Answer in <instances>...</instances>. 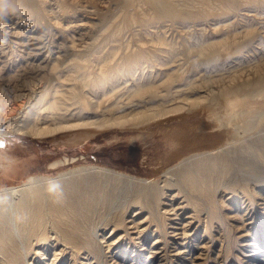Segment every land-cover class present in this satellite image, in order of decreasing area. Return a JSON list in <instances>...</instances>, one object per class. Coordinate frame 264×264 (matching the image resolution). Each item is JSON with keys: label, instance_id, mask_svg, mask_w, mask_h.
<instances>
[{"label": "bare ground", "instance_id": "obj_1", "mask_svg": "<svg viewBox=\"0 0 264 264\" xmlns=\"http://www.w3.org/2000/svg\"><path fill=\"white\" fill-rule=\"evenodd\" d=\"M34 1L38 4V6L40 7L43 13L45 14L52 13L53 16L57 18L64 16V11H66V5L62 0L60 2L59 0H0V14L13 13L14 12L13 10L17 9V7H22V9L19 10L24 11L26 9L29 12L30 10L29 8H32V6L34 5ZM122 1H123V5L120 8L121 10L118 11V13L120 14L122 11L124 12V23L126 24L125 27H131L133 24L136 25L132 29H134L135 31L136 41L141 42V44L140 45L135 44L137 45V47L134 48L132 47L130 49L127 48L126 45L125 48L127 49L124 52H122L119 58L120 60L118 61L116 60L117 65L114 66L110 64L111 61L109 58V60H103L101 62L102 66L99 65V67H101L100 70L98 68L97 71H94L91 68L90 60L87 59V57H85L86 54L84 55L85 58L83 57V55H81L82 56L81 58L80 56H77L76 51L78 49H75L76 54L73 53L74 57H76L75 60L74 57L72 59L69 57V59L71 60L68 61L67 65L65 66L67 69L66 68L59 69L58 64L62 63L64 58L60 52L59 53H57L56 51L53 52V50L51 52V50L48 47V44L45 43V40L43 42V40L39 39V34L38 35L36 34L39 30L38 26L28 25L25 30L22 31L20 30L19 32H17L18 34L17 33L13 34L15 35L16 39L19 40L20 45L24 46L25 55L20 52L21 54H23L28 58H33L36 60L40 59L38 62L39 65L41 64L48 65V64H52L51 62H54L50 68L55 71L57 75L56 76L57 80L56 81L53 80L54 82L52 83V85L49 83L51 85L50 88L42 87V82L41 85L32 84L31 86H27L24 89L25 97H23L24 95L21 96L22 95L21 93L20 95L21 98L17 102H11L10 103L11 105L6 102L5 103L6 105L4 107H7L6 108L7 110L5 111L3 108H1L5 111V113H3V117L0 119V131H3L4 133L11 130L13 131L21 130L19 132L23 135H30L33 137H37V136H53L60 132L62 133L65 130L71 131L75 129H81L79 131L71 133V135L68 136L70 138L68 141H78L81 139L85 140L86 137H89L90 135L92 138H98L99 135H97L95 132L101 131V133L106 134L107 129H110L111 127H123L127 124H131L134 127L146 125L152 120H155L163 116L165 117L167 114L171 113L172 111L177 110L179 108L181 109L183 105L186 106V104L190 103L191 95L188 98L189 100L186 97L180 103L174 101V99L178 97L175 94L177 92H178L177 94H179L180 89L178 88L181 85L180 86L178 85L177 88L175 87V85L174 86L170 85L168 86V89H165L166 92H164L163 90L164 93L160 91V93L162 92L160 94L159 92L156 93L155 91H153L154 94L149 93V95L146 96L145 94L141 93V90L147 85V83L149 84V82L147 81L146 83L143 80L142 82H140L141 79L139 78L140 79L139 80L137 78V81H139L137 83L134 80L135 78H133L136 71L139 74L138 67L141 66V64L142 65H144L143 63L147 64L149 63V61L151 63L152 62L155 63L157 61L156 57H158V55L160 57V51H162L161 48L157 46L153 47V45H151L153 48L150 46L151 47L150 49L149 48L146 49L147 46H144L143 44V42L146 41L145 36L147 33H151L149 34V36L152 37L153 31L152 32L150 31V27H152L154 23L157 24L158 21H160L161 19L168 18V20L172 19L173 21L174 19L183 17L188 13H186L185 11H181L183 7L181 8L180 3L179 6L181 9L177 7L173 2L174 0H122ZM187 1H186V4H188L187 6L193 8V6H189L190 4L189 0ZM213 1H215V5L214 3H211ZM253 1L255 0H198V2H200L199 4L202 5L201 13L203 16H207L210 14L213 15L214 13L215 15L216 14L219 15V13L221 14L229 13L228 14L229 16L231 15L230 11L232 12V10H235L237 7L239 8L240 4L243 3L242 5H245L247 8L248 7L247 5H250ZM190 5H192V3ZM215 8L216 9L219 8L218 10L221 11H219V13L218 12L216 13L214 12L216 10ZM183 9L185 10V7ZM243 11H245V8ZM87 12L93 13L95 11L88 10ZM37 13L40 14V11H37ZM246 17H249V14ZM7 19L9 20V18ZM32 22H34V20ZM37 22L41 25L43 20L38 19ZM228 22L230 21H227V23ZM169 24L170 23H168V25ZM160 26L159 28H161ZM225 26L227 25L225 24ZM212 27L215 28V26ZM217 27L218 26H216V28ZM251 27L252 26L250 27L247 26L246 28H251ZM123 29L122 31H119V29L117 28L116 30L112 31L110 34V38L112 37L113 39L111 38V40L113 41L117 40L120 33L123 32ZM181 29L184 28H180V30ZM224 29L226 30V28ZM156 31L158 33V30ZM235 31H237L236 28ZM233 32L234 31H232V33ZM144 33L145 36L143 35ZM159 34L160 35H154L153 38H151V40L153 42L155 41L157 45L162 43V46H164L163 43L165 42L166 38L163 39L164 36L161 37L163 34L162 35L161 33ZM226 35H222V36L225 37ZM259 35H260L259 37H261L262 34ZM251 38H253V36ZM251 38L247 36L248 40ZM8 39H10V37ZM235 39L234 37L225 38L223 41L221 40L213 44V47L214 48L215 47L224 48L225 46L228 47L231 43L236 42ZM90 40H96V39L92 38ZM179 40L181 41V39ZM74 41L77 42V40H73L72 42ZM257 41L256 44L258 45ZM104 42L105 43L107 42L106 39ZM146 42L148 43V39ZM149 42L151 43V41ZM3 43H4L3 41H0V46L1 44L3 45ZM130 43L132 44V42ZM9 44L11 43L8 42V45ZM203 44L204 43H201L200 46H202ZM169 45L170 47L172 46L171 43ZM65 46L66 45H64V47ZM14 47L17 48L16 46ZM237 47L240 48L242 46L237 45ZM176 48L178 49L181 47H179L178 45V47ZM262 48H264V46ZM167 50L168 49L164 48L165 52ZM5 51L6 49L5 50L3 49V51H1L2 54ZM79 51L80 50H78V52ZM183 51L185 52L184 49ZM93 52L94 51H92L91 53ZM218 52L219 51H217V54ZM239 52H243V51H240L239 49ZM179 53L178 55L181 54ZM232 53L229 55H232ZM87 54L89 55V52ZM99 54L97 53V55ZM113 54L115 55L114 52ZM262 55L260 58H262ZM108 56H109V52H108ZM176 56L177 55H175V57ZM109 57H111V59L114 58L111 55ZM2 58H0V63ZM164 58L166 57L164 56ZM212 59H214V57ZM9 60L7 61L9 62ZM79 60L81 61V64ZM180 60L181 58L179 59V61ZM255 60L257 61V59ZM184 61H186V58ZM261 61H263V59ZM33 62L34 61H32V63ZM92 62L94 63V60H92ZM160 62L159 63L156 62V63L159 65L161 64ZM213 62L214 61L212 60V64ZM251 62H253V60L250 61V63ZM169 63L170 61L168 63H164L161 65L162 67L164 65L168 66ZM186 63L188 64L187 61ZM207 63H209V61ZM239 63H240L239 65L243 66L244 62H242V64L241 62ZM255 63L253 62V64ZM258 63L259 62L257 61V64ZM253 64L250 65L252 66ZM26 65L28 66V64ZM178 65L181 64L179 63ZM31 66H33V64ZM212 66L214 67V65ZM219 67L221 66L219 65ZM27 68L28 67H26V69ZM47 69L49 70V68ZM70 69L71 71L69 72ZM143 69L146 70V68L144 67ZM173 69H175V67L172 68V70ZM222 70L223 69H221V71ZM230 70L228 69V71ZM233 70L236 71V68ZM156 73L157 72H155V74ZM172 75L173 73L169 74L167 77L169 76L172 77ZM183 75L185 76V74ZM135 76L137 75L135 74ZM155 76L158 77V75ZM165 76L166 75H164V77L162 78L160 77L159 78L163 79L165 78ZM194 76H190V77H194ZM143 77L144 76H142V78ZM199 77L200 76H198L197 79ZM203 77L204 76L201 75L200 78H202L203 80ZM212 77L213 76L211 75V78ZM122 78H125L126 81L128 79H132V81H134L136 85L134 84L135 86L131 87L133 89L132 92H134L135 95H126L124 90L123 93H125L126 96L124 97L123 100H120V97L122 99L123 95L122 93L120 95L118 91H122V87L120 84L123 81L122 82L119 81ZM160 81L161 80H159V82ZM128 82H130V80H128ZM128 82H126V84ZM179 82H180L179 84H181V81ZM190 82L191 81H189V84ZM195 82L196 81H194V85ZM199 82H201L200 79ZM241 82L243 83V81ZM13 83L16 82L14 81L12 82V84ZM169 83L171 82H168V84ZM243 85L245 84L243 83ZM108 86H110V89H108ZM117 86L119 88H116ZM185 86L187 87L188 85L185 84L184 87ZM131 88L128 89V92L129 90H131ZM172 88L174 89L172 90ZM111 89H113L112 93L111 91H109L110 93L108 92L109 93L108 94L106 90H111ZM192 89H194V86ZM199 89H201V87ZM128 92L127 94H132L130 93L131 91L129 93ZM229 92L231 93L232 97H229L226 100V104L230 109V112L227 110V112H229L227 114H231V115L236 114L237 116V114L239 113L238 111H240V108L238 110V107H242V110H244L243 105L247 106L245 105L246 104L245 99L247 97L255 98V103L257 105V108L264 107V80L256 81L255 87L252 90L251 89L245 90L242 89L239 85H235L229 89ZM194 96L195 95H193V97ZM207 100L211 101L212 99L211 100L207 99ZM212 101H214V99ZM212 101L211 103L209 102V106L210 104H212ZM195 104H193V106ZM198 104L196 106H199ZM185 108L183 109L186 110ZM248 109L244 110L246 112L244 114H248L247 112L249 111L251 112V110ZM190 110L192 109L190 108ZM261 110L259 109L260 112ZM258 112L257 114H259ZM215 117L217 118V116ZM241 118L243 119V117ZM209 119H211L210 116ZM233 120L234 119H232V121ZM251 120L253 119L251 118ZM244 121H247V119H244ZM256 124L253 127H255ZM261 152L262 150L260 151V153ZM10 159H11L10 156L6 154L5 150L0 151V171L5 173L6 170L11 168L12 164L10 163ZM77 160L78 157L75 156L64 157L61 160H53L49 162L45 168V172L51 175L31 174L27 176L26 181L24 183L0 187V264H33V263H37V264H169L170 260H174L176 264H200L198 263L199 262L198 259L200 258V255L203 252L202 251L203 247L205 245L208 246V244L210 243L213 244V242H215L219 238L224 237V232L226 231V229H228L229 225H232L233 228L239 230L237 231L239 233L234 236L235 247H237L236 249L239 252L249 251L247 254L245 252L242 253L244 255L241 257V259L244 258L247 264H264V248L262 249L261 246L258 245L261 243L260 235L264 230V183L259 185L260 186L259 187V186H253L251 184L248 185L245 184L244 182L242 184L241 181L240 182L241 184H239V186L237 185V188H235V190L234 188L229 189L227 185H225V183L223 184L220 183L222 181V177L228 172V170H230L229 167H231L230 166L231 161L226 156L213 155L211 153H202V152L200 153L197 152L188 156L185 155L183 158L180 159V161L177 162L178 164L176 163V165H172L168 168L163 169L162 174L155 179L142 175L129 174L124 171L117 170L115 168H111L101 164L90 163L85 165H74L70 168H65L67 165L73 164ZM60 166L64 168L63 169L62 167L59 168ZM50 183H59L61 185L63 195L58 196L56 194L49 193L48 187ZM237 183L235 182L234 185ZM175 190L177 192H175ZM179 193H181V197ZM129 211L130 212L132 211V213H130ZM144 212L147 213L144 217H142ZM18 218H23V219L20 220ZM230 220H232L230 222L231 224L228 223ZM122 227L124 228V230H122L119 233V230ZM108 229H110V232L106 236L105 231ZM207 229L214 230L217 232V234L216 235L213 234L214 236L209 235L208 233L209 230ZM256 230L258 233L256 232L253 235L254 231ZM229 243L230 242L228 240L227 244L229 245ZM252 246L253 248H250ZM198 250L202 252L196 255V252ZM220 252L221 249L219 248V253L218 252L217 253L220 254ZM195 260L198 261H196L195 263L194 262ZM204 260L206 261L207 258Z\"/></svg>", "mask_w": 264, "mask_h": 264}, {"label": "rangeland", "instance_id": "obj_2", "mask_svg": "<svg viewBox=\"0 0 264 264\" xmlns=\"http://www.w3.org/2000/svg\"><path fill=\"white\" fill-rule=\"evenodd\" d=\"M60 1L61 0H59V2ZM62 1L66 5V11H64V16H61L59 18L54 17L52 13H50V14L49 13L48 14L43 13L35 1H34V5L32 6V8H29L30 9L29 12L26 9L24 11L19 10V9H22V7H17V9L13 10L14 11L13 13L0 14V41L4 42L3 45L1 44V46H0L1 47L0 48V58H2V56H3V58L1 59L2 64L0 63L1 64L0 65L1 66L0 67V82H1L0 83L1 84L0 85V94H1L0 95L1 96V98H0V113H1L0 119L3 117V113H5V111L7 110L6 109L7 107H4L6 105L5 104L6 102L10 104L11 102H17L21 98V96H23V95H24L23 97H25V94H24L25 93V90H24L25 87L31 86L32 84L33 85H35V84L41 85V82H42V87L50 88L52 83L57 80L56 79L57 75H56L55 71L50 68L54 62H51L52 64H48L49 66L46 64L45 65H42V64L39 65L38 62L40 59L36 60V59L28 58V57L24 56L25 55L24 46L20 45L19 40L16 39L15 35H13V34H16L20 30L21 31L25 30L28 25L29 26L30 25L38 26L39 30L36 34L37 35L39 34V39L43 40V42L45 40V43L48 44V47L51 50V52L53 50V52L56 51L57 53H59V52L61 53L64 60L62 63L58 64L59 69L66 68L65 66L67 65L68 61H70L74 57L73 53L76 54V52H77V56H80L81 58H82L81 55H83V57H84V55L85 54L88 55L87 53L89 52V55L88 56L85 55V57H87V59L90 60L91 68L94 71H97L98 68L100 70L101 67H99V65L102 66L101 62L103 60H109V58L111 61V62L109 61L110 64L114 66V65H117L116 60L117 61L120 60L119 58H120V55L122 54V52H124L127 48H129V49L132 47L134 48V47H137V45L141 44V42L138 41L139 42L138 43L136 41L135 31H134V29H132L136 25L133 24L131 27H125L126 24L124 23V12L122 11L120 14L118 13V11L121 10L120 8L123 5L122 0H62ZM186 1L187 0H185V1L184 0H174L173 2L179 8H180V6H179V3H180L181 8L185 7V10L183 8L182 9L180 8L181 11H185L188 14L184 15L185 14L184 13L183 14L184 16L182 15L183 17L174 19L173 21H172V19L168 20V18H167V19H161L160 21H158L157 24L154 23L155 25L153 23H151V24H153L152 27H150V31L151 32L153 31L152 37L149 36V34H151V33H147L148 36H147V34L145 36V33L143 34L145 36V40L147 41V39H148V43H149V45H148V43L146 41L143 42L144 46H147L146 49L147 48L150 49L152 47L151 45H153V47L157 46V47L162 49V51H160V57H159V55H158V57H156L157 58L156 62L159 63L161 60L160 63L164 64V63H168L170 61L169 65L168 66L164 65L165 67L164 66L162 67L161 64H159L160 65L159 66L156 62L151 63L149 61V63H147V64L143 63L144 65L141 64V66L138 67L139 74L136 71L135 74L137 76H135V74H134L133 78H135L134 80L137 83L139 82V81H137V78L141 79L140 82H142V80L146 83H147V81L149 82L150 85L147 83V85L141 90V93L145 94L146 96L149 95V93L154 94L153 91H155L156 93H158V92L160 93V91L163 92V90H164V92H166L165 89H168V86H170V85L171 86L175 85L176 88L178 87V85L179 86L181 85L178 88V89H180L179 94H177L178 92L175 94L178 97L175 98L174 101H176L177 103H180L186 97L188 99L189 96L191 95L190 103L186 104L187 107L183 105V107L181 109L179 108L177 110L172 111L171 112L172 114L169 113L170 115L167 114L165 117L164 116L159 117V118L152 120L151 122H149L148 124L143 125V126H137V127L135 126L134 127L131 124H127L123 127H111L110 129H107L106 134L101 133V131L95 132L97 135H99L98 138H92L90 135L89 137H86L85 140L81 139L78 141H68L70 139L68 136L71 135V133H74V132L79 131L81 129H75V130H71V131L65 130V131H63L64 133L60 132V133L53 135V136H37V137H33L30 135H23L19 132L21 130H14V131L11 130V131H7L4 133H3V131H0V151L5 150L6 154H8V156H10V158H11L10 163L12 164L11 168L6 170L5 173L0 171V187L24 183L26 181L27 176L31 175V174L51 175V174H48L45 172V168L49 162H51L53 160H61L64 157H71V156L78 157V160L75 161L73 164L67 165L65 168H70L74 165H85V164H90V163L101 164V165H105V166H108L111 168H115L117 170L124 171V172L129 173V174L142 175V176H146V177L155 179V178H158L159 175L162 174L163 169L168 168L172 165H176V163L178 161H180V159L183 158L185 155L188 156V155H191V154H194L197 152H199V153L200 152L211 153L213 155H224L227 158H229V160L231 161L230 166L232 167V168L229 167V169L231 171L228 170V172L222 177V181L220 182L222 184L225 183V185H227V187L229 189L234 188V190H235V188H237V185L239 186V184H241V183L243 184V182L245 184H248V185L251 184L253 186H259V185L263 184L264 183V181H263L264 180V158H263L264 157V125H263L264 124V107H258L257 108V105L255 103V98L254 97H247L245 99L246 100L245 105H247V106L243 105V109L247 110L248 108H250L248 110H251V112L249 111V112H247L248 114H244L246 112L244 110H242V107H238V110L240 108V111L237 110L239 113L236 116V114H234V115L227 114L230 112V109L226 104V100H227V98L232 97L231 93L229 92V89L232 86L239 85L242 89H245V90L251 89L252 90L255 87L256 81H258V80L263 81L264 80V48H262L264 46V37H262V36H264V34H263L264 33V0H255L250 5H247L248 6L247 8L245 5H242L243 4L242 3L239 5V8L237 7L235 10H232V12L230 11L231 15H229V16H228L229 13H224V14L219 13V11H221V10H218L219 8L218 9L215 8L217 11L216 10L214 11L216 13L218 12L219 15L218 14L215 15V13H214L213 15L210 14L207 16H203L201 13L202 12V10H201L202 5L199 4L200 2H198V0H197V2H196V0H193V1L189 0V3L190 4L192 3V5L189 4V6H193V8L188 7L187 6L188 4H186ZM181 2L185 6H183L181 4ZM187 3H188V1H187ZM211 3H214V5H215V1H213ZM249 7H251V8H249ZM244 8H245V11H243ZM88 10H94L95 12L90 13V12H87ZM188 10H189V12H188ZM37 11H40V14L37 13ZM116 12L118 13V15ZM242 12H244V13H242ZM6 14H7V16H6ZM27 14H29V15H27ZM189 14H191V15H189ZM239 14H240V16H239ZM241 14H242V17H241ZM248 14H249V17H246V16H248ZM235 15H237V16H235ZM186 16H187V18H186ZM7 18H9V20ZM38 19H40V20L42 19L44 23L42 22L40 25L37 22ZM33 20H34V22H32ZM176 20H179V21H176ZM225 20L230 21V22L232 21L231 22L232 24L230 22L227 23V21H225ZM5 22H8V23H5ZM213 22L217 23L219 25L214 24ZM168 23H170L171 25L170 24L168 25ZM248 23H249V25H248ZM158 24H159V26L161 25L160 26L161 28H159ZM222 24H223V26H222ZM225 24L227 26H225ZM246 25L249 27L250 26H252V27L246 28L247 27ZM165 26H167V27H165ZM212 26H215V28ZM216 26H218V27L216 28ZM117 28L119 29V31H122L123 28L124 29H123V32L120 33L117 40L113 41V40H111L112 37L110 38V34L112 31L116 30ZM151 28H154V29H151ZM180 28H184V29L180 30ZM224 28H226V30ZM235 28L237 31H235ZM103 29H104V31H103ZM187 29H188V31H187ZM156 30H158V33ZM129 31H132V32H129ZM186 31H187V33H186ZM214 31H216V32H214ZM227 31H229V32H227ZM232 31H234L235 33L234 32L232 33ZM192 32H193V34H192ZM72 33H73V35H72ZM106 33H107V35H106ZM159 33H161V35L163 34L161 36V37L164 36L163 39L166 38L165 42L163 41L164 46H162V43L157 45L155 43V41L153 42L151 40V38H153L154 35H160ZM68 34L70 35V37ZM185 34H187L188 36ZM259 34H262L261 37H259L260 36ZM83 35H84V37H83ZM222 35H226V36L224 37ZM246 35L249 36V38H251L253 36V38L248 40ZM4 36H6V37H4ZM185 36L188 40L185 38ZM9 37L11 40L8 39ZM79 37H81V38H79ZM89 37H91V38H89ZM228 37L229 38L234 37V39L236 38L235 39L236 44L233 42L228 47L225 46L224 48H217V47L214 48L213 47V44H215L221 40L223 41L225 38H228ZM92 38L96 39V40H90ZM218 38H220V39H218ZM54 39H56V40H54ZM81 39H82V41H81ZM105 39L107 41L106 43L104 42ZM129 39L132 41H130ZM167 39H168V41H167ZM179 39H181V41ZM60 40H62V41H60ZM73 40H77V42H75V41L72 42ZM238 40H239V42H238ZM12 41H13V44H12ZM149 41H151V43ZM172 41H173V43H172ZM256 41H257L258 45L256 44ZM8 42L11 44L8 45ZM127 42L129 43V45ZM130 42H132V44ZM118 43H119V45H118ZM168 43L169 44L171 43L172 46L170 47V45ZM201 43H204V44L202 46H200ZM260 43H261V45H260ZM60 44H62V45H60ZM135 44H137V45H135ZM182 44L184 47L182 46ZM245 44H247V45H245ZM64 45H66V46L64 47ZM79 45L81 46V48ZM133 45H135V46H133ZM178 45L181 48L177 49L176 47H178ZM237 45L242 46V47L239 48V47H237ZM253 45H255V46H253ZM14 46H16L17 48H15ZM86 46H87V48H86ZM119 46H120V48H119ZM125 46L127 48H125ZM128 46H130V47H128ZM258 46H259V48H258ZM93 47L96 48L98 51L96 49H94ZM54 48H55V50H54ZM164 48L168 49V50L165 52ZM243 48H245V49H243ZM254 48H255V50H254ZM3 49L4 50L6 49L7 53L5 51L2 54L1 51H3ZM75 49L80 50L79 52H81V53H79L78 50L76 51ZM90 49H92V50H90ZM183 49L185 50V52L183 51ZM239 49H240V51H243V52H239ZM113 50H116V51H113ZM92 51H94V52L91 53ZM100 51L102 52V54ZM217 51H219L218 54H217ZM233 51H235V52H233ZM20 52L23 53L24 55L21 54ZM108 52H109V56L111 55L114 58L111 59V57L108 56ZM113 52L115 53V55L113 54ZM13 53H14V55H13ZM97 53L98 54L100 53L99 54L100 56L97 55ZM162 53H164V54H162ZM178 53L180 55H178ZM231 53H232V55H229ZM262 53H263V55H262ZM165 54H167V55H165ZM8 55H9V57H8ZM163 55L166 58H164ZM175 55L180 57L181 60L179 61L180 58H178L177 56L175 57ZM227 55H229V56H227ZM261 55H262V58H260ZM69 57L71 59H69ZM213 57H214V59H212ZM75 58L76 57H74V60H75ZM156 58H154V59H156ZM185 58H186V61L188 62V64L186 63V61H184ZM191 58H194V59H191ZM215 58H217V59H215ZM255 59H257V61L259 62L258 63L259 65L257 64V61ZM262 59H263V61H261ZM7 60H9V62ZM92 60H94L95 64L92 62ZM167 60H169V61H167ZM175 60L176 61L178 60V61L176 62ZM212 60L214 61L213 64H212ZM252 60L254 63L255 62L256 63L255 64H253V62L250 63V61H252ZM32 61H34L36 63H34V62L32 63ZM164 61H167V62H164ZM183 61L185 62L187 67ZM208 61L210 64L207 63ZM79 62L81 64L80 60H79ZM182 62H183V64H182ZM204 62H206V63H204ZM239 62H241V64H242V62H244L245 64L243 63V66L245 65L246 68H245V66L243 68L242 65H239L240 64ZM179 63L181 65H178ZM26 64H28V66ZM32 64H33V66H31ZM96 64H98V65H96ZM197 64H198V66H197ZM211 64L214 65V67ZM224 64H225V66H227V65L228 66L225 67ZM250 64H253L252 65L253 67ZM150 65H152V66H150ZM219 65L221 67H219ZM21 66H22V68H21ZM148 66H150V67H148ZM180 66L183 68H181ZM229 66H230L231 70H230ZM26 67H28V68L26 69ZM46 67L49 68V70ZM143 67L146 68V70H144ZM153 67H154V69H153ZM170 67H171V69H170ZM174 67H175V69L172 70V68H174ZM235 68H236V71L233 70ZM71 69H73V68H71ZM71 69L69 70V72L71 71ZM178 69H179V71H178ZM182 69H183V72H182ZM221 69H223V70L225 69V70L221 71ZM228 69L230 71H228ZM27 70H29V71H27ZM140 70H142V71H140ZM19 71H20V73H19ZM40 71H41V73H40ZM200 71H202V72H200ZM22 72H23V74H22ZM155 72H157V73L155 74ZM230 72H231V74H230ZM141 73H142V75H141ZM153 73L155 75H158V77L155 76ZM171 73H173L172 77H170V76L167 77ZM226 73H228V74H226ZM161 74H162V76H161ZM183 74H185V76ZM195 74H197V75L199 74L198 76H200V77H201V75L204 76L203 80L200 77L197 79L198 76ZM203 74H205V75H203ZM7 75H9V76H7ZM164 75H166L165 78L160 79V78L164 77ZM211 75L213 76L212 78H211ZM25 76H26V78H25ZM142 76H144V77L142 78ZM190 76H194V77H190ZM215 76H216V78H215ZM149 77H150V79H149ZM151 77H153V78H151ZM176 77H177V79H176ZM207 77H208V79H207ZM154 78H155V80H154ZM185 78L188 80H186ZM122 79L125 80V78H122ZM122 79L119 80L120 82L123 81L120 84L122 87V91H118L120 95H121V93L123 95L122 99L120 97V100H123L126 95H135V93L132 92L133 89L131 87L132 86L134 87L136 85V83L134 81H132V79H128V80H130V82H128V80L124 81ZM194 79H197V80H194ZM199 79L201 82H199ZM159 80H161V81L159 82ZM14 81L16 83L12 84V82H14ZM173 81H176V82H173ZM179 81H181V84H179L180 83ZM189 81H191L190 84H189ZM194 81H196L195 82L196 87L194 85ZM241 81H243V83L245 85H243V83ZM126 82H128V83L126 84ZM153 82H155L156 84ZM168 82H171V83L168 84ZM129 83H130V85H129ZM230 83H232V84H230ZM122 84H124V85H122ZM185 84L188 86L184 87ZM120 85H119V87H120ZM197 85H198V88H197ZM127 86H129V87H127ZM193 86H194V89H192ZM247 86L248 87L250 86V87L248 88ZM119 87L117 86L116 88H119ZM124 87L127 89H125ZM182 87H184V88H182ZM200 87H201V89H199ZM129 88H131V90H129V92L131 91L130 93H132V94H127ZM174 88H172V90ZM181 88H182V90H181ZM108 89H110V86H108ZM183 89H184V91H183ZM124 90H125L126 95H125V93H123ZM109 91H111V93H112L113 89L106 90L107 93ZM207 92H208V94H207ZM21 93H22V95H21ZM186 93L187 94L190 93V94L187 95ZM119 94H118V96H119ZM206 94H207V96H206ZM193 95H195V96L193 97ZM197 95H198V97H197ZM197 98H199L200 100ZM207 99H210V100L214 99V101L211 100L212 104H210V106H209V102L211 103V101H208ZM197 100H199V101H197ZM195 102H196V104H195ZM198 102H199V104H198ZM192 103L195 105L193 106ZM221 103H223V104H221ZM197 104L199 106H196ZM10 105H9V107H10ZM1 108H3L5 111ZM183 108H185L186 110H184ZM190 108L192 110H190ZM257 109H258V111H259V109L260 110L262 109V110H261V112L260 111L258 112ZM227 110L229 112H227ZM185 111H186V113H185ZM257 112L259 114H257ZM214 113H216V114H214ZM240 113H242V114H240ZM209 116L211 117V119H209ZM215 116H217V118ZM228 116L231 118V120ZM241 117H243V119ZM251 118L253 120H251ZM232 119H234V120L232 121ZM244 119H247V121H244ZM255 119H257V120H255ZM214 122H216V123H214ZM223 122H224V124H223ZM227 122L228 123L231 122V123L228 124ZM241 122H242V124L243 123L244 124L242 125ZM256 122H257V124H256ZM226 124H227V126H226ZM255 124H256V126L253 127ZM258 125H260V126H258ZM218 126H219V128H218ZM248 126H249V128H248ZM256 141H258V142H256ZM260 149L262 150L261 153H260V151H261ZM61 167L62 166H60L59 168H61ZM63 168L64 167H62V169ZM230 181H232V182H230ZM233 181H234V183L235 182L237 183L238 181L239 182L234 185ZM175 192H177V191L175 190ZM179 195L181 197V193H179ZM130 213H132V211ZM146 213L147 212H144L142 217H144L146 215ZM231 221L232 220H230L228 223H230ZM232 224H234V223H232ZM235 229L236 228H233L232 225H229L228 229H226V231L224 232V237L219 238L218 240L213 242V244L210 243V244H208V246L205 245L203 247V250H202L204 253L202 251L198 250L196 252V255L200 254L202 252V254L200 255V258L198 259L199 260L198 263H200V264H204V263L205 264H222V263L223 264L224 263L225 264L226 263L227 264H247V262L244 260V258L241 259V257L244 255L242 253L245 252L247 254L249 251L239 252L236 249L237 247H235L234 236L239 233V232H237L239 230L238 229L235 230ZM122 230H124L123 227L119 230V233ZM207 230H209V229H207ZM210 231H211V233H210ZM109 232H110V229L106 230L105 235L107 236L109 234ZM256 232H257V230L254 231L253 235ZM208 233H209V235H213V234L216 235L217 234V232L214 230H209ZM232 237H233V239H232ZM260 237H261V243L258 245H260L261 248L263 249L264 248V230L262 231V234L260 235ZM224 239H225V241H224ZM228 240L230 242L229 243L230 246L227 244ZM225 247H227V248H225ZM207 248H208V250H207ZM219 248L221 249L220 254H218ZM231 248H233V249H231ZM250 248H253V246ZM225 249H226V251H225ZM207 251H208V253H207ZM225 254H226V256H225ZM232 257H234V258H232ZM239 257H240V259H239ZM206 258H207V260H206L207 262L204 260ZM209 258H210V260H209ZM198 260H195L194 262L196 263V261H198ZM232 260H233V262H232ZM171 263L176 264V262L174 260H170L169 264H171ZM33 264H37V263H33Z\"/></svg>", "mask_w": 264, "mask_h": 264}, {"label": "clouds", "instance_id": "obj_3", "mask_svg": "<svg viewBox=\"0 0 264 264\" xmlns=\"http://www.w3.org/2000/svg\"><path fill=\"white\" fill-rule=\"evenodd\" d=\"M48 192L52 193V194H56L58 196L63 195L61 185L59 183H50V185L48 187ZM18 219L22 220L23 218H18Z\"/></svg>", "mask_w": 264, "mask_h": 264}]
</instances>
